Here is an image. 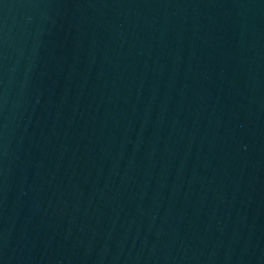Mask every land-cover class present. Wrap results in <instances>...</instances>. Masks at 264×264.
Returning <instances> with one entry per match:
<instances>
[{
	"label": "water",
	"instance_id": "obj_1",
	"mask_svg": "<svg viewBox=\"0 0 264 264\" xmlns=\"http://www.w3.org/2000/svg\"><path fill=\"white\" fill-rule=\"evenodd\" d=\"M0 264H264V0H0Z\"/></svg>",
	"mask_w": 264,
	"mask_h": 264
}]
</instances>
